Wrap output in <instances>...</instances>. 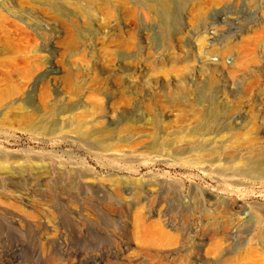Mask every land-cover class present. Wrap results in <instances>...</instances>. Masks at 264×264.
Here are the masks:
<instances>
[{
  "label": "rangeland",
  "instance_id": "1",
  "mask_svg": "<svg viewBox=\"0 0 264 264\" xmlns=\"http://www.w3.org/2000/svg\"><path fill=\"white\" fill-rule=\"evenodd\" d=\"M0 264H264V0H0Z\"/></svg>",
  "mask_w": 264,
  "mask_h": 264
},
{
  "label": "bare ground",
  "instance_id": "2",
  "mask_svg": "<svg viewBox=\"0 0 264 264\" xmlns=\"http://www.w3.org/2000/svg\"><path fill=\"white\" fill-rule=\"evenodd\" d=\"M159 7L161 9V12L164 13V14H167V13L176 14V11L178 10L177 3H173V4H170V3H167V2H165L163 4L159 3Z\"/></svg>",
  "mask_w": 264,
  "mask_h": 264
}]
</instances>
